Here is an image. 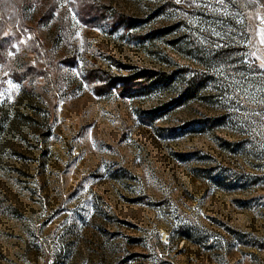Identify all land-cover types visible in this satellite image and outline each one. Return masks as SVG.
Wrapping results in <instances>:
<instances>
[{
  "label": "rangeland",
  "instance_id": "374dc122",
  "mask_svg": "<svg viewBox=\"0 0 264 264\" xmlns=\"http://www.w3.org/2000/svg\"><path fill=\"white\" fill-rule=\"evenodd\" d=\"M0 264H264V0H0Z\"/></svg>",
  "mask_w": 264,
  "mask_h": 264
}]
</instances>
